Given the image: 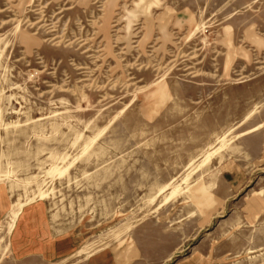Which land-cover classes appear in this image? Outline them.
<instances>
[{
  "label": "rangeland",
  "instance_id": "obj_1",
  "mask_svg": "<svg viewBox=\"0 0 264 264\" xmlns=\"http://www.w3.org/2000/svg\"><path fill=\"white\" fill-rule=\"evenodd\" d=\"M0 187L80 236L0 264H264V0H0Z\"/></svg>",
  "mask_w": 264,
  "mask_h": 264
},
{
  "label": "crops",
  "instance_id": "obj_2",
  "mask_svg": "<svg viewBox=\"0 0 264 264\" xmlns=\"http://www.w3.org/2000/svg\"><path fill=\"white\" fill-rule=\"evenodd\" d=\"M10 200V193L0 187V221H3L11 210ZM51 214L44 202L26 206L19 212L15 226L13 225L8 233L12 252L19 260L37 258L53 261L68 252L73 254L74 249L78 248L79 229H62L60 224L54 223ZM169 256L166 255L165 260ZM132 257L127 260V255H122V264H143L144 254L140 246L133 250ZM107 260V256H94L87 259L86 264H108ZM128 261L130 262L127 263Z\"/></svg>",
  "mask_w": 264,
  "mask_h": 264
},
{
  "label": "bare ground",
  "instance_id": "obj_3",
  "mask_svg": "<svg viewBox=\"0 0 264 264\" xmlns=\"http://www.w3.org/2000/svg\"><path fill=\"white\" fill-rule=\"evenodd\" d=\"M40 12V11H39ZM40 14H41V12H40ZM41 22V21H40ZM32 24V23H31ZM34 26H35V24H34ZM58 37H54V39H57ZM156 92L157 91H154L153 93H151L149 96H150V98L152 97V96H154L155 94H156ZM166 186H168V185H166ZM165 186V187H166ZM197 188H199V189H203L202 188V186L200 185V186H198ZM164 189V188H163ZM26 203V202H25ZM25 203H24V201L23 202H15V203H13L12 205V209L10 210V212H9V216H8V222H7V225H6V227L4 228V230H3V232L5 233V235H2V236H0V246H2L1 245V243H3V241H4V239H5V237H6V234H8L10 231H11V229L13 228V225H14V222H15V219H16V217L18 216V214H19V212H20V210H21V208L25 205ZM15 226V225H14ZM86 246V245H85Z\"/></svg>",
  "mask_w": 264,
  "mask_h": 264
}]
</instances>
